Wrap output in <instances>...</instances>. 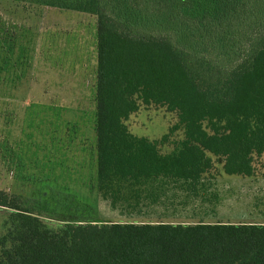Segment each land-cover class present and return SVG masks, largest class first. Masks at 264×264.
Listing matches in <instances>:
<instances>
[{"label":"trees","instance_id":"16d2710c","mask_svg":"<svg viewBox=\"0 0 264 264\" xmlns=\"http://www.w3.org/2000/svg\"><path fill=\"white\" fill-rule=\"evenodd\" d=\"M35 1L96 16V188L112 208L120 201L140 213L197 200L216 163L224 175L251 177L259 161L264 178V28L249 34L237 61L221 65L197 52L198 28L194 45L184 38L189 20L214 18L209 0ZM144 1L164 30L123 25L125 4ZM261 5L263 24L255 26H264ZM226 7H218L220 17ZM234 11L239 16V6ZM139 103L176 113L170 132L181 129L182 138L172 150L128 131L124 122ZM0 206L12 210L0 264H264V223L67 222L50 232L3 191Z\"/></svg>","mask_w":264,"mask_h":264},{"label":"rangeland","instance_id":"374dc122","mask_svg":"<svg viewBox=\"0 0 264 264\" xmlns=\"http://www.w3.org/2000/svg\"><path fill=\"white\" fill-rule=\"evenodd\" d=\"M209 2L214 18L201 24L189 20L184 38L194 45L192 34L198 28L201 56L221 65L237 61L249 34L264 28L255 26L263 24V0ZM151 4L144 1L135 8L126 3L123 25L144 34L164 30ZM225 5L229 7L220 17L218 7ZM174 34L182 42V33ZM96 70L95 15L35 0H0V191L50 232L67 222L264 223L259 161L251 177L224 175L216 163L215 176L207 179L201 196L185 205L143 206L136 213L120 201L112 208L102 199L96 188ZM177 122L176 113L165 107L139 103L124 123L132 135L156 141L168 152L182 138L181 129L170 132ZM166 135L167 141L160 142ZM11 212L0 206V238Z\"/></svg>","mask_w":264,"mask_h":264}]
</instances>
